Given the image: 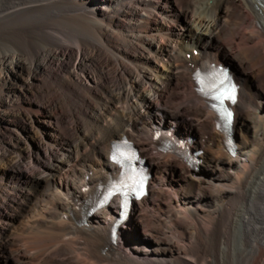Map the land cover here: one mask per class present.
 <instances>
[{"label":"bare ground","instance_id":"bare-ground-1","mask_svg":"<svg viewBox=\"0 0 264 264\" xmlns=\"http://www.w3.org/2000/svg\"><path fill=\"white\" fill-rule=\"evenodd\" d=\"M212 62L241 86L234 155L186 90ZM1 123L12 136L0 249L13 264H264V0H0ZM149 132L192 136L196 162L155 152ZM122 135L138 143L151 188L112 242L116 205L89 215L85 203L117 176L108 157Z\"/></svg>","mask_w":264,"mask_h":264},{"label":"rangeland","instance_id":"rangeland-1","mask_svg":"<svg viewBox=\"0 0 264 264\" xmlns=\"http://www.w3.org/2000/svg\"><path fill=\"white\" fill-rule=\"evenodd\" d=\"M81 11V10H80ZM64 11H62V13H63ZM58 14V15H56L57 13H55V19H57L58 17H60V16H62V17H64L65 15H66V13H63V14ZM81 13V12H80ZM78 14V13H74L72 16H73V18H76V19H82V18H84V17H82V14ZM76 15H78V16H76ZM56 16H58V17H56ZM66 16H70V14L68 15H66ZM44 19H46V20H48L49 19V17L48 18H44ZM59 19V18H58ZM209 50H211V51H213V52H215V53H218L219 55H221L222 53H219L218 52V50H216V49H214V48H210ZM174 52H178V49H176V50H174ZM194 53V52H193ZM190 54H188V56H189ZM224 57V56H223ZM225 59H227V60H229L228 58H225ZM230 61V60H229ZM245 81V80H244ZM15 86L16 87H18L19 88V86H17V84H15ZM253 86H255V88L257 89V91L259 90V88L257 87V85H256V82H255V84H253ZM34 89H35V87H34ZM185 89V88H184ZM117 89H114V93H116L117 91H116ZM183 89H179L178 91H182ZM186 90L187 91H193V87L190 85H188L187 87H186ZM100 95H103L105 98H106V95H107V98H109V95L108 94H106V93H103V92H101L100 91ZM35 98V99H34ZM21 99V101L24 103V102H28V101H31V102H33V103H35V102H37L36 100H40V99H37V96H31V97H29V98H20ZM53 100H54V98H51L50 99V101H52L53 102ZM20 101V100H19ZM163 101V103L165 104V105H167V106H171V105H168L165 101V97H164V100H162ZM95 102H96V104L97 105H100L99 103H101L99 100H95ZM98 102V103H97ZM120 104L119 105H121V106H126V103L125 102H123V101H121V102H119ZM175 103H179V101L177 102V101H175ZM174 106V105H173ZM162 106H160V108H161ZM179 119L181 120V122H182V130H184L185 132H194V133H198V134H200V137L202 136V133L201 132H198V130H196L194 127H192V126H187V127H185L184 126V117L182 116V115H180L179 116ZM88 124V122H86V121H84L83 122V125L84 126H88L87 125ZM62 127H63V129H68L67 128V124H62ZM0 138H2L1 140H0V154H4L3 155V157H0V166H2V167H6L7 166V142L9 141L10 142V140H9V138L11 139V136H12V133H11V130H10V128L8 127V126H6L5 124H3V123H1L0 124ZM25 131V130H24ZM23 131V132H24ZM150 133V134H149ZM145 137H146V139L149 141V140H151V138H153V133L152 132H149ZM32 135H34V137H32ZM149 135V136H148ZM37 133L36 132H34V131H25V137L26 138H29L30 140H31V143H32V145H33V148H34V150H37V148H39V138L38 139H35V137L37 138ZM118 136V135H117ZM152 136V137H151ZM39 137V136H38ZM187 137V136H186ZM38 140V141H37ZM15 139H13L12 140V145L14 146V147H16V149H18L17 147H18V145L15 143ZM136 142V141H135ZM140 142H141V140H140ZM240 142V141H239ZM137 143V142H136ZM157 145V144H156ZM154 148H155V146H154ZM15 149V148H14ZM155 150V152H156V150L157 151H161V150H159L158 148H157V146H156V148L154 149ZM163 155H167V154H163ZM174 155V154H173ZM169 156H171V155H169ZM175 156V155H174ZM179 161H182V162H184L181 158H179V157H177V156H175ZM2 158V159H1ZM173 158V157H172ZM6 159V160H5ZM5 162H4V161ZM212 161V160H211ZM24 166H26V167H29L27 164H23ZM204 166V165H203ZM29 168H36L35 166H30ZM155 169V168H154ZM200 170V169H199ZM198 171V170H197ZM152 189H153V187H152ZM174 192H176V191H174ZM174 192H172V194H174ZM175 195V194H174ZM7 199L5 198V196H3V195H0V206H2L3 205V203H5V202H7L6 201ZM3 201V202H2ZM141 202V201H140ZM140 202H138V204L140 203ZM137 204V203H136ZM137 219L134 217V216H132V222H134V221H136ZM120 252H127V247L124 245V249L122 248V249H120ZM14 262H13V260L10 258V257H8L5 253H3V251L0 249V264H13Z\"/></svg>","mask_w":264,"mask_h":264},{"label":"snow or ice","instance_id":"snow-or-ice-1","mask_svg":"<svg viewBox=\"0 0 264 264\" xmlns=\"http://www.w3.org/2000/svg\"><path fill=\"white\" fill-rule=\"evenodd\" d=\"M222 75H224L225 78H227V74L226 72H222ZM204 89L202 88L201 91H203ZM207 94V93H206ZM228 98H231V96L229 95ZM216 99L220 102V104L222 105L223 104V100H224V97L222 96H217ZM215 107V105H213ZM225 119H226V122H230V119H231V113H226L225 114ZM226 126H227V123H226ZM113 159L116 160L117 157L116 156H113Z\"/></svg>","mask_w":264,"mask_h":264}]
</instances>
